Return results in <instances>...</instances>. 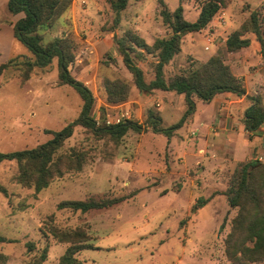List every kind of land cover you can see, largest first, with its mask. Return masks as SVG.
<instances>
[{
	"label": "rangeland",
	"instance_id": "rangeland-1",
	"mask_svg": "<svg viewBox=\"0 0 264 264\" xmlns=\"http://www.w3.org/2000/svg\"><path fill=\"white\" fill-rule=\"evenodd\" d=\"M178 5L186 20L197 18L200 7L194 0H128L114 27L108 0H72L50 27L40 30L43 45L56 38L74 43L68 69L91 90V115L97 125L131 120L143 127L114 138L76 125L55 154L63 157V172L37 192L17 181L15 161H2L0 235L9 240L0 243L5 264H32L44 251L46 260L40 264H55L70 243L53 232L77 230L86 239L77 242L82 246L76 254L79 264H236L226 256L225 239L237 208L222 192L238 164H264V137L262 146L234 161V118L227 115L236 114L235 123L243 124L251 100L229 92L217 93L210 101L193 97L197 112L203 113L198 120L208 118L207 112L211 116L209 130L191 127L188 117L167 137L152 131L148 118L158 116L164 128L177 123L186 110L184 95L138 90L115 48L116 39L128 30L149 44L169 36L172 30L161 10L173 11ZM22 15L10 13L7 0H0V64L7 63L0 75L1 152L40 145L52 137L51 131L76 119L83 104L71 85L59 82L56 56L44 68L33 66L26 77L25 60L33 56L13 34V23ZM252 15L263 45L246 30ZM235 31L250 42L230 51L226 38ZM180 48L164 66L166 78L178 66H199L218 57L242 80L245 94L259 99L264 109V0H227L206 28L182 36ZM156 61L152 53L136 61L145 80L154 77ZM106 79L127 82L128 97L109 101ZM245 135L254 138L249 131ZM75 155L81 157L80 167ZM199 197L207 201L193 210ZM88 199L114 202L87 211L59 207L64 201Z\"/></svg>",
	"mask_w": 264,
	"mask_h": 264
},
{
	"label": "trees",
	"instance_id": "trees-1",
	"mask_svg": "<svg viewBox=\"0 0 264 264\" xmlns=\"http://www.w3.org/2000/svg\"><path fill=\"white\" fill-rule=\"evenodd\" d=\"M72 0H7V9L12 14L23 13L13 23L14 37L20 41L32 54L33 58L25 60L26 77L33 66L46 67L52 59L57 57L58 78L61 84L71 85L82 98L83 104L79 116L57 131H51L52 137L33 148L0 151V163L4 160L15 161L17 164L16 179L25 186H31L37 192L46 187L54 175L61 174L62 156L56 151L64 140L70 137L76 125L89 128L94 133L119 138L128 129L141 130L143 126L131 120L101 126L96 124L91 115L94 96L91 90L79 79L75 78L68 66L73 60L74 43L68 38H56L47 45L42 44L40 30L50 27L59 15L69 6ZM200 10L194 21L183 17V9L178 5L173 11L166 8L161 10V16L169 25L172 33L166 37H158L149 44L145 38L135 31L128 30L122 37L117 38L115 48L122 56V61L133 77L135 87L140 91L152 90L174 91L183 94L186 110L180 120L169 126L159 127L160 118L150 114L148 122L152 131L172 136L195 107L196 97L203 101L211 100L217 93L230 92L238 96L245 95L251 104L243 112V122L246 130H256L264 124V109L260 100L245 94L242 80L233 75L227 64L218 57H211L199 66H178V71L166 78L164 66L180 53L182 36L199 32L207 27L212 18L221 10L227 0H194ZM113 12V26L121 21V12L126 8L128 0H108ZM249 29L256 35L263 45L259 34V24L254 15L251 18ZM246 26L244 25V28ZM250 40L242 37V33L235 31L226 38V47L232 51L249 45ZM144 53H152L157 57L154 77L150 80L143 78V72L138 66V60ZM7 67V63L0 64V75ZM105 90L109 101H123L128 97L130 85L120 79L105 80ZM73 157V156H72ZM81 165L79 155L74 156ZM67 164L68 162L65 161ZM229 181L228 188L222 192L226 195L229 204L237 208V213L231 220V227L225 239L226 256L236 264L264 261V164L257 160H250L237 165ZM207 198L199 197L193 210L206 203ZM111 200H68L59 204V207H70L74 210L87 211L89 209L106 207L112 204ZM54 237L60 241L69 242V246L55 264H79L76 254L82 249L78 244L84 241L85 234L77 231H56ZM83 237V238H81ZM81 238V239H80ZM9 241L0 235V243ZM31 249L32 244L28 245ZM46 260V252L40 254L39 260L32 264H40ZM7 257L0 252V264H5Z\"/></svg>",
	"mask_w": 264,
	"mask_h": 264
},
{
	"label": "crops",
	"instance_id": "crops-1",
	"mask_svg": "<svg viewBox=\"0 0 264 264\" xmlns=\"http://www.w3.org/2000/svg\"><path fill=\"white\" fill-rule=\"evenodd\" d=\"M221 94H223V93H221ZM214 99H215V97H214ZM196 107H197V105L195 104L194 110L192 111V113L189 116L186 117V119H188V117H190L191 127L197 128V129L200 127L201 130L198 129L200 132L203 131L205 128H207L206 131L209 130V128H208L209 124L208 123H209V120L211 117L209 112H207L208 118L199 121L198 118L203 113L197 112ZM227 117L231 118V119L234 118V135H235V138H234L233 143L230 144V146L232 148L231 149L232 152H234V161H240V160H243L245 155L250 154L254 148L262 146L263 137H264V124H261L256 130L249 131V130H246L244 123L242 124L241 121H238L237 124L235 123V120L237 119L236 114H234V117H232V116L230 117V115L228 114ZM214 118H216V117H214ZM186 119L184 120V122L182 123V125L179 128L184 126ZM218 119H219V121H221L222 116L218 117ZM231 119H230V121H231ZM205 125H207V126H205ZM179 128H177V129H179ZM212 129H213V131H216V133H218L216 129H214V128H212ZM246 131H249L251 134H253L254 138L249 139L245 135ZM252 146H253V148H252Z\"/></svg>",
	"mask_w": 264,
	"mask_h": 264
},
{
	"label": "built area",
	"instance_id": "built-area-1",
	"mask_svg": "<svg viewBox=\"0 0 264 264\" xmlns=\"http://www.w3.org/2000/svg\"><path fill=\"white\" fill-rule=\"evenodd\" d=\"M119 121V120H118ZM120 122V121H119ZM118 123V122H117ZM263 145H264V142H263ZM263 155H261V153H259L257 156H256V159H262Z\"/></svg>",
	"mask_w": 264,
	"mask_h": 264
}]
</instances>
